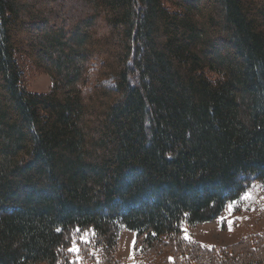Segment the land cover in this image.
<instances>
[{
    "label": "trees",
    "instance_id": "obj_1",
    "mask_svg": "<svg viewBox=\"0 0 264 264\" xmlns=\"http://www.w3.org/2000/svg\"><path fill=\"white\" fill-rule=\"evenodd\" d=\"M252 178L264 189V0H0V264H71L77 229L111 259L121 226L147 262L264 264V231L180 237Z\"/></svg>",
    "mask_w": 264,
    "mask_h": 264
},
{
    "label": "rangeland",
    "instance_id": "obj_2",
    "mask_svg": "<svg viewBox=\"0 0 264 264\" xmlns=\"http://www.w3.org/2000/svg\"><path fill=\"white\" fill-rule=\"evenodd\" d=\"M16 60L23 70L22 83L25 88L35 93H46L51 88V81L47 74L40 69L34 68L30 59L17 54ZM249 193L250 198L244 200L241 197ZM236 202V203H233ZM232 205L230 211L229 205ZM231 221V224H229ZM231 229V230H229ZM185 230L189 239H185ZM264 231V189L259 182L252 178L250 185L245 192L236 200L227 201L224 209L211 221L202 222L195 225L187 223L181 226V238L185 242L191 241L208 249L225 248L234 245L241 239L260 234ZM87 236L90 243L81 242V237ZM117 239L110 253V257L105 256V251L100 245V239L93 235L91 229L82 231L74 230L71 233L70 246L67 253L70 254L71 264H109V259L113 264H163L165 259L170 260L169 256L161 255L160 257L148 260L146 255L140 253V248H134L132 241L135 239V233L128 231L123 226L117 230ZM79 248V252H70L69 248L73 244ZM114 261V262H112Z\"/></svg>",
    "mask_w": 264,
    "mask_h": 264
},
{
    "label": "snow or ice",
    "instance_id": "obj_3",
    "mask_svg": "<svg viewBox=\"0 0 264 264\" xmlns=\"http://www.w3.org/2000/svg\"><path fill=\"white\" fill-rule=\"evenodd\" d=\"M248 198H250V194L249 193H245L241 197V199H244V200H246ZM233 203H236V202H233ZM229 209H230V211L233 210L231 204L229 205ZM229 224H231V221H229ZM229 230H231V229H229ZM77 231H79V229H77ZM93 235H94V233H93ZM80 239H81V242H83V243H90V240H89V238L87 236H82ZM185 239H189L190 240V237L187 235L186 230H185ZM135 243H136V241L134 239L132 241L133 247H135ZM68 251L78 253L79 252V248L75 245V242H74L73 247L69 248Z\"/></svg>",
    "mask_w": 264,
    "mask_h": 264
}]
</instances>
